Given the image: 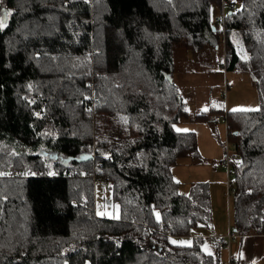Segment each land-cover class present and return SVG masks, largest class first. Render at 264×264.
I'll use <instances>...</instances> for the list:
<instances>
[{"label":"trees","instance_id":"16d2710c","mask_svg":"<svg viewBox=\"0 0 264 264\" xmlns=\"http://www.w3.org/2000/svg\"><path fill=\"white\" fill-rule=\"evenodd\" d=\"M220 6L0 0V264H222L223 247L206 254L204 238L172 243L211 221L207 185L182 195L172 175L200 156L196 135L173 128L184 103L172 51L205 53V29L225 47L217 63L248 72L257 93V110L213 116L238 157L233 228L264 234V0H241L218 30ZM94 178L117 219L96 216Z\"/></svg>","mask_w":264,"mask_h":264},{"label":"rangeland","instance_id":"374dc122","mask_svg":"<svg viewBox=\"0 0 264 264\" xmlns=\"http://www.w3.org/2000/svg\"><path fill=\"white\" fill-rule=\"evenodd\" d=\"M227 1L234 3L235 10L240 8L241 0ZM226 12L229 11L226 10ZM172 53V77L184 103V114L173 127L175 131L189 132L196 135L199 143L198 147L207 162L201 167L192 165L179 166L175 170L174 178L179 184L180 194L186 196L193 191V185L206 184L211 206V221L208 227L194 229L188 236L183 238H172V243L189 246L194 238H204V240L210 241L212 246L210 239L212 235L225 236L228 225L234 230L232 197L229 200L227 199L226 176L222 170L216 169L215 171L213 168L215 162L223 159L226 143H229L230 146L232 145L226 138L225 121L222 120L220 124L213 122V111L222 109L226 112L254 111L258 109V97L252 77L248 72L226 71L224 73L219 67L215 66V61L221 60L218 54L196 53L194 54L196 55L195 60H192L194 57L185 49H173ZM204 62L207 63L208 70L203 67L202 64ZM226 84H228V89ZM225 89L226 93H224ZM202 112L207 113V119L202 121L195 120V117ZM212 146L215 149L214 155L211 153ZM218 147H220L221 157L218 154ZM219 157L220 159H218ZM198 160L194 159L193 161L196 162ZM197 164L195 163V165ZM94 194L96 216L117 219L119 217V207L112 202L109 187L96 181L94 183ZM239 237L238 235L230 246L233 257H237V249L240 243ZM226 251L227 249L221 251L222 260L225 264L227 263Z\"/></svg>","mask_w":264,"mask_h":264},{"label":"crops","instance_id":"0c3cea01","mask_svg":"<svg viewBox=\"0 0 264 264\" xmlns=\"http://www.w3.org/2000/svg\"><path fill=\"white\" fill-rule=\"evenodd\" d=\"M216 25H217V28L219 30L220 25H218V24H216ZM227 38L230 41L231 45H233L238 50H241L240 37L238 36V34H236L235 32H233V33L230 32L229 35L227 36ZM203 39L205 42V52L208 54L216 53L221 57V60L223 61V58L225 55V47L222 46L220 33L217 32L215 34L214 31L210 32L209 30L205 29L203 31ZM192 56L194 57V58H192V60H195L196 55L192 54ZM220 61L216 60L215 66H217L216 63L220 62ZM205 65H206V63L203 65L204 68H205ZM171 69L173 70V67ZM172 75H173V73H172ZM213 122H214V117H213ZM215 123H217V122H215ZM220 123L221 122H218V124H220ZM176 132L181 133V131H176ZM197 144H198L197 146H199L198 142H197ZM217 149H218V154L221 157L220 147H218ZM221 150H222V146H221ZM198 152L200 155L198 158L199 159L198 161L194 162L192 159H182L173 167V169H172L173 178L175 177V170L179 166L186 167L188 165H192V166H198V167L200 166L201 167V166L205 165V163H207L204 160L205 157H203V154L201 153L199 147H198ZM211 153H212V155H214V153H215L214 146L211 147ZM220 157L218 159H220ZM206 160L209 161L207 158H206ZM195 163H198V164L195 165ZM217 163L218 162H215L213 165V168L215 171L217 169L216 168ZM223 174H224V172H223ZM230 229H231V227L228 225V230H230ZM228 230H227V232H228ZM234 231H236V230L234 229ZM219 234H223V233H219ZM215 235H218V234H214L210 238L212 243H213L214 238L217 237ZM239 238H240V243H239V248L237 249V257H233V255L231 254L232 253V250L230 249L231 245L229 246V249L225 248V249H227V251H226L227 263L226 264H228L229 257L233 258V260H234L233 263H235V264H264V234L263 235L247 234V235L243 236L242 238L241 237H239ZM206 244L208 247L206 246ZM203 251L206 254L213 255L216 250H214L213 247L210 245V241L204 240ZM219 257H220L219 259L221 260L222 264H225L222 260V253L219 254Z\"/></svg>","mask_w":264,"mask_h":264},{"label":"built area","instance_id":"2783aa9c","mask_svg":"<svg viewBox=\"0 0 264 264\" xmlns=\"http://www.w3.org/2000/svg\"><path fill=\"white\" fill-rule=\"evenodd\" d=\"M226 10L230 11H234L235 10V5L230 4L227 0H221V6H220V15L218 16L216 23L218 25H223L226 21V15L228 12H226ZM225 57V55H224ZM225 60V58H224ZM225 63V61H224ZM218 66H221V70L225 73L226 72V68H225V64L220 65L219 63H217ZM226 88L228 89V85L226 84ZM226 93V89L225 92ZM225 95V94H224ZM222 120L221 117H215V122H220ZM226 136H227V131H226ZM238 157L237 154L235 153L234 150V146H230L229 143H226L225 149H224V157L221 161L218 162L217 168H219L220 170H222L226 176L227 179V183L229 181L230 183V177L233 175V164L237 161ZM94 181H98L96 178H94ZM102 184H105V181H101ZM232 192L230 191V188L227 190V194L229 195V193ZM238 236V234L236 233V231L230 229L228 230L227 234L225 236H217L214 238L213 243H212V247L214 250L218 249V248H227L229 249V246L231 245L232 241H234L236 239V237ZM233 258L229 257L228 260V264H232L233 263Z\"/></svg>","mask_w":264,"mask_h":264},{"label":"water","instance_id":"95a60500","mask_svg":"<svg viewBox=\"0 0 264 264\" xmlns=\"http://www.w3.org/2000/svg\"><path fill=\"white\" fill-rule=\"evenodd\" d=\"M167 79L169 82H172L171 74H167Z\"/></svg>","mask_w":264,"mask_h":264},{"label":"snow or ice","instance_id":"6c2138e0","mask_svg":"<svg viewBox=\"0 0 264 264\" xmlns=\"http://www.w3.org/2000/svg\"><path fill=\"white\" fill-rule=\"evenodd\" d=\"M175 243V242H174Z\"/></svg>","mask_w":264,"mask_h":264}]
</instances>
